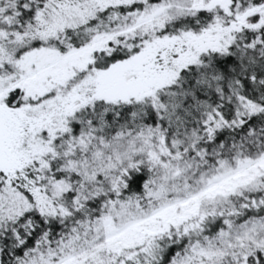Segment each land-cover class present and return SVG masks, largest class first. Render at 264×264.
<instances>
[{"label":"snow or ice","instance_id":"obj_1","mask_svg":"<svg viewBox=\"0 0 264 264\" xmlns=\"http://www.w3.org/2000/svg\"><path fill=\"white\" fill-rule=\"evenodd\" d=\"M0 264H264V0H0Z\"/></svg>","mask_w":264,"mask_h":264}]
</instances>
